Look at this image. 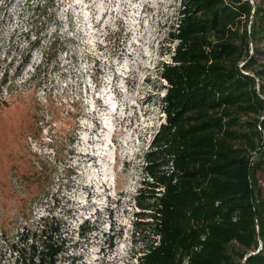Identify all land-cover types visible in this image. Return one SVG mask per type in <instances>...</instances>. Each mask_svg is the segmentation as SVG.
Wrapping results in <instances>:
<instances>
[{
  "label": "rangeland",
  "instance_id": "1",
  "mask_svg": "<svg viewBox=\"0 0 264 264\" xmlns=\"http://www.w3.org/2000/svg\"><path fill=\"white\" fill-rule=\"evenodd\" d=\"M179 4L0 0V264L24 221L47 215L62 223L69 255L138 264L151 236L135 231V195L151 181L142 155L164 118L159 71ZM258 177L264 192V167Z\"/></svg>",
  "mask_w": 264,
  "mask_h": 264
},
{
  "label": "trees",
  "instance_id": "2",
  "mask_svg": "<svg viewBox=\"0 0 264 264\" xmlns=\"http://www.w3.org/2000/svg\"><path fill=\"white\" fill-rule=\"evenodd\" d=\"M171 35L164 118L142 155L151 181L135 195V231L151 236L138 264H264V64L253 54L264 7L180 0ZM24 222L7 264H86L67 253L58 218Z\"/></svg>",
  "mask_w": 264,
  "mask_h": 264
},
{
  "label": "clouds",
  "instance_id": "3",
  "mask_svg": "<svg viewBox=\"0 0 264 264\" xmlns=\"http://www.w3.org/2000/svg\"><path fill=\"white\" fill-rule=\"evenodd\" d=\"M137 258V257H136Z\"/></svg>",
  "mask_w": 264,
  "mask_h": 264
}]
</instances>
